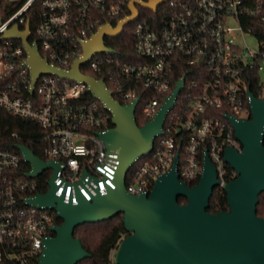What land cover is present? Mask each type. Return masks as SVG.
<instances>
[{"label": "built area", "instance_id": "obj_1", "mask_svg": "<svg viewBox=\"0 0 264 264\" xmlns=\"http://www.w3.org/2000/svg\"><path fill=\"white\" fill-rule=\"evenodd\" d=\"M131 1L41 0L29 42L37 44L51 65L69 70L84 55L85 43L93 34L107 24L116 27L131 15ZM35 2L24 0L2 20L0 38L13 25L26 28ZM134 6L138 10V17L130 21L134 23V51L120 55L107 43V37L113 36L106 35L105 44L113 51L92 53L81 71L103 78L113 91L109 80L119 91L120 99H116L122 104L139 99L136 108L142 107L147 121L160 111L178 82L183 80V85L152 150L129 169L127 192L150 194L178 152L179 178L188 184L200 179L206 151L218 173L215 188L224 190L238 177L225 161V150H242L227 116L250 119V92L264 99V2L166 0L156 10L137 2ZM249 38L255 39L256 46ZM3 43L0 108L44 128L38 138L44 144L42 158L60 164L56 194L78 204L81 196L92 200L98 193L116 188L118 150L107 148L101 137L113 126L111 110L82 80L41 73L34 81L23 41L5 39ZM25 162L19 149L0 147V264H37L45 238L55 234L51 228L61 220L55 209L28 201L40 193L42 174L28 176L31 165L26 169ZM46 170L51 177L54 169ZM112 261L117 264L115 253Z\"/></svg>", "mask_w": 264, "mask_h": 264}, {"label": "water", "instance_id": "obj_2", "mask_svg": "<svg viewBox=\"0 0 264 264\" xmlns=\"http://www.w3.org/2000/svg\"><path fill=\"white\" fill-rule=\"evenodd\" d=\"M164 1L132 0L129 3L131 15L120 20L116 27L107 24L93 34L85 43L84 55L77 58L69 70L51 65L41 56L37 44L29 42V21L25 29L13 25L1 36L2 40L23 41L28 52L26 63L34 81L41 73H55L82 80L88 85V91L112 112L113 126L101 133V137L107 148L118 150L120 160L115 173L116 188H109L106 194L98 193L92 200L81 196L78 204H73L64 200V194H56L55 180L60 164L40 158L26 144H18L24 160L31 165L28 176L38 177L44 170L54 169L48 190L28 200L38 207L55 209L61 219V224L51 228L55 234L45 238V248L37 264H78L90 257L81 239L75 237L76 227L109 220L118 214L123 215L129 235L119 243L115 255L117 264H264V217L257 214L260 195L264 193V99L259 100L252 92L250 119L227 116L242 144L241 151L229 147L224 153L225 161L238 173V177L224 189L229 210L209 211L210 199L219 179L207 151L202 175L195 185L190 186L179 178L176 172L178 152L172 167L155 181L150 194L127 192L126 175L132 165L152 150L183 80L160 106V111L140 126L136 121L139 99L122 104L103 78L85 74L80 67L94 52L113 51L106 46L104 36L120 35L124 25L138 17L136 2L156 10ZM2 20L0 17V23ZM180 197L186 202L181 203Z\"/></svg>", "mask_w": 264, "mask_h": 264}, {"label": "trees", "instance_id": "obj_3", "mask_svg": "<svg viewBox=\"0 0 264 264\" xmlns=\"http://www.w3.org/2000/svg\"><path fill=\"white\" fill-rule=\"evenodd\" d=\"M23 1L24 0L10 2L8 0H0V17L5 20L21 6ZM40 3L41 0H36L33 4V10L29 15L30 26H32L33 30L35 29V25L39 19V13L41 10ZM132 27L127 31L125 28L124 32L117 37H107L106 39L107 43L114 47L117 52L124 57L127 53H132L134 51L135 40ZM257 31L260 32L262 29ZM262 35L264 36L263 33ZM3 42L4 40L0 38V46L4 44ZM83 71L87 73L85 68H83ZM107 83L113 91H115V97L120 99L119 91H116L113 88L109 80H107ZM253 91L255 92L254 88ZM136 121L140 126H143L147 121L144 113H142V107L140 106L136 111ZM44 132V128L40 127L32 120L21 118L8 110L6 111L0 108V147L18 149V144H26L34 150L37 156L42 158L44 156V144L39 143L38 138H40ZM24 167L29 169L30 164L25 162ZM230 168L231 167H229V169ZM50 174L49 170H45L39 177L38 191L40 193L48 190ZM198 181L199 179H196L194 182L189 183V185L193 186ZM179 201L183 203L186 202V199L184 197H180ZM257 206V214L264 217V193L260 195V201ZM209 207V211L212 213L229 210L230 207H228L226 192L224 190L214 188V193L210 199ZM58 222L61 224V220H58ZM128 235L129 233L126 230V227H124L122 214L115 215L109 220L78 225L75 230V237L81 239L82 245H84V247L91 254L90 257L80 260L78 264H112L113 255L117 246L119 247L120 245V240Z\"/></svg>", "mask_w": 264, "mask_h": 264}, {"label": "rangeland", "instance_id": "obj_4", "mask_svg": "<svg viewBox=\"0 0 264 264\" xmlns=\"http://www.w3.org/2000/svg\"><path fill=\"white\" fill-rule=\"evenodd\" d=\"M143 9H144V8H143ZM133 24H134V23H132V22H128L127 25H126V31H127L128 29H131V27L133 26ZM114 37H117V36H113V38H114ZM249 42H250L251 45L256 46V42H255V39H254V38H249ZM86 71H87V73L91 74V71H90L89 69H86ZM123 239H124V238H123ZM117 248H118V246H117ZM117 248H116V250H115V255H116Z\"/></svg>", "mask_w": 264, "mask_h": 264}, {"label": "bare ground", "instance_id": "obj_5", "mask_svg": "<svg viewBox=\"0 0 264 264\" xmlns=\"http://www.w3.org/2000/svg\"><path fill=\"white\" fill-rule=\"evenodd\" d=\"M120 246V245H119ZM116 260V259H115Z\"/></svg>", "mask_w": 264, "mask_h": 264}, {"label": "flooded vegetation", "instance_id": "obj_6", "mask_svg": "<svg viewBox=\"0 0 264 264\" xmlns=\"http://www.w3.org/2000/svg\"><path fill=\"white\" fill-rule=\"evenodd\" d=\"M227 211V210H226ZM212 213V212H211Z\"/></svg>", "mask_w": 264, "mask_h": 264}]
</instances>
